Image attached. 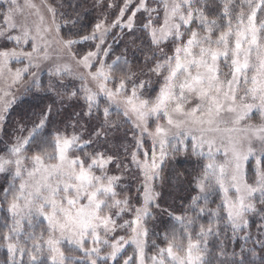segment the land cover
<instances>
[{"label": "snow or ice", "instance_id": "1", "mask_svg": "<svg viewBox=\"0 0 264 264\" xmlns=\"http://www.w3.org/2000/svg\"><path fill=\"white\" fill-rule=\"evenodd\" d=\"M44 6L51 23L43 31L54 27L57 42L81 69L78 78L95 86V92L82 86L87 105L83 115L91 118L93 109L99 113L101 94L109 106L87 140L76 132L56 131L51 141L54 151L37 145L28 155L49 120V105L33 114L38 120L27 136H17L0 154V174L9 178L0 187V248L6 251L0 264H255L257 259L264 264V0H109L107 7L118 9L115 19L108 24L105 16L78 40L73 38L78 19L64 22L69 27L65 38L60 35L62 25L56 22L57 8L46 2ZM25 9H35L39 16L35 34ZM138 14L145 17L139 27L161 54L148 69L163 79L154 97L144 96L145 82L137 83L135 74L116 82L114 71L121 57L111 64L104 59L111 50V45L104 47L110 29L133 31ZM44 23L32 0H2L0 38L15 46L0 48V75L12 71L10 62L26 59L24 68L16 69L13 83L31 74L32 84L40 87L30 69L49 59L47 47L37 43L38 38L44 41ZM88 41H98L94 51L73 49ZM169 44L170 51H165ZM41 51L44 55L38 58L35 54ZM123 63L128 64L126 58ZM65 74L72 75L69 64L49 70L50 77ZM61 87L50 82L48 90ZM14 103L0 97V133ZM113 104L126 122L141 130V137L145 132L152 137L150 149L144 148L142 138L132 150L125 149L131 158L128 163L118 154L86 151L106 135V128L116 126L110 120ZM253 111L261 117L259 124L247 122ZM152 118L157 123L149 132ZM162 119L163 124L158 122ZM25 130L19 128L21 133ZM189 144L194 155L207 160L196 180L198 193L182 215L168 213L173 225L162 236L164 244H157L155 239L150 241L147 226L150 209L159 208L153 181L169 149L175 154L187 151ZM218 155L223 159L218 160ZM130 165L143 178L135 205L130 194H121L126 187L120 183L122 175L109 174L110 166L123 173ZM216 191L222 193L220 203L210 208V196ZM250 214L261 220L255 238ZM126 215L131 219H124ZM203 217L206 224L200 222ZM121 231L126 235H119ZM212 238L218 241L214 247ZM237 238L244 242L239 252L235 248L229 252L227 242L235 244Z\"/></svg>", "mask_w": 264, "mask_h": 264}, {"label": "rangeland", "instance_id": "2", "mask_svg": "<svg viewBox=\"0 0 264 264\" xmlns=\"http://www.w3.org/2000/svg\"><path fill=\"white\" fill-rule=\"evenodd\" d=\"M46 3L52 4L54 7L57 8V13H56V22L58 24L62 25L60 35L65 36L67 38V35H65L63 32L69 29V27L63 26L64 22L66 20H69L68 18H65V15L63 14L62 10L59 11V7L54 2L53 0H32V3L36 5V8L39 9L40 14L45 17V23L41 25V34L44 36V41L37 40V43L40 44V47L43 49L47 47V53L49 55V59L46 61H42L40 63V67L37 68H32L30 69V73H36L37 78L40 81V87L37 88L32 84L33 76L31 74L25 75L21 80H19L16 83H13V78L16 69H22L24 66L28 63L26 59L22 60L21 63H17L15 61L10 62L9 67L11 68V72H8L7 70L4 71L2 75H0V97H3L5 100H15V103L12 105L10 113H9V119L7 125H5V131L0 133V154H4L7 150L8 147L11 146V144L15 141V138L17 136L23 135L27 136L28 131H30L33 127L34 122H37L38 118L35 120L31 121H21L17 120V122L13 121V114L16 113V111L25 104V102H34L37 98H44L45 96H49L52 100L54 105H57L59 110L64 109L65 107L68 108L67 110L75 113L76 115L81 113L83 115L84 112L87 111V105L85 104V101L83 99L84 93L81 91L82 86L86 85L95 92V86L91 84L88 81H81L78 78V73L81 71L75 63L71 60V58L67 55L65 51L62 49V45L57 42V36L55 29L53 27V30L50 32H44L43 28L47 27L51 23V14L48 13L46 7L44 6ZM109 0L106 2L104 0H89L90 7L93 13V24L85 29L83 32H79L78 34L80 36L90 34L95 26L96 23L104 20L105 16H107V23L111 24V22L115 19L116 15L118 14V9H110L107 7ZM116 3H120L121 0H114ZM0 3H2V0H0ZM20 3H23V0H20ZM6 9V5L4 6ZM35 9H25L24 16L27 18V23L28 26L32 29L33 34H35V28L37 24H40L39 16L35 14ZM144 16L141 14L137 15V27L129 32L126 28L121 30V28L116 27L110 29L109 33L105 37V44L104 47H108V45H111V50L109 52V55L107 57H104L106 60V64H111L112 61L116 60L119 55L116 57L114 56L115 51L119 48L120 50V56L123 51L122 48L125 47L126 44H130L131 42V36L134 33V31L142 30L139 25L143 22ZM23 19V18H21ZM82 34V35H81ZM80 36L74 38V39H79ZM47 42V43H45ZM95 43H98V41H88V42H82L79 44L73 45V49L75 51H78L80 53H84L87 51H94L95 50ZM13 42H8L2 38H0V48H12L14 47ZM161 47H164L161 45ZM171 45L169 44L167 47H165V51H170ZM27 50H31L28 48ZM38 58L42 57L44 55L43 51L36 53L35 54ZM160 52L159 49H157L155 46L153 47L152 53L148 54V57L145 58L142 61L141 65H136L134 68L129 66V62L127 65L123 63V60H121L119 63V66L116 67L114 71V76L116 77V82H119V78L124 75H134V79L139 83L140 81H144V89L143 93L145 97H154L158 91L161 85L163 84V79L162 77H158L153 73H150L148 69L156 63V59L160 58ZM155 56V59L153 58ZM64 64H69L71 66L72 70V75L65 74L63 77H50L49 75V70L53 68L55 65H64ZM226 72L227 69H224ZM50 82H58L62 84L64 87L57 88L55 90H48V85ZM109 87H112L113 85L110 83L108 85ZM30 89V90H28ZM76 91L77 95L72 96L71 93ZM5 93H8L9 95L5 96ZM99 101V113L96 112V109H93V115H102L103 116V109L105 107L109 106V102L107 99L101 94L99 97H97ZM72 100H80L81 104L84 105L82 109H75L73 106L71 107L70 101ZM53 105V106H54ZM70 107H69V106ZM49 106V104L46 106V108ZM45 108V109H46ZM53 110V107H52ZM115 112L116 115H120L119 112L116 110V105L113 104L110 108V111ZM121 116V115H120ZM84 117V115H83ZM87 117V116H85ZM114 124L117 127L118 125L122 124L121 126H124L125 124L123 123V120H126L122 116L121 117H115L113 118ZM128 123V128L126 129L129 130L132 133L131 140L124 143L122 146V149L120 151L119 156L125 160V163H128L130 161V156H126L125 154V149L128 148L129 150H132L133 146L136 143L137 139H143L144 141V148L150 149L151 144H152V137L148 135L147 132L143 133V136L141 137V130L137 127L134 126V124L131 121H127ZM159 123L163 124L165 121L162 119L158 121ZM248 123L252 124H259L261 122V117L259 113L253 111V113L250 115V119L247 121ZM157 121L155 118H152L149 120L148 124V131H154L156 127ZM23 126L26 130L23 131L22 133L19 131V128ZM61 133H67L68 135H71L73 132H76L78 134L83 135V139L87 140L88 134L84 131L81 130H71V131H60ZM52 140V139H51ZM36 149H31L29 148L28 155H31L32 152H34ZM54 151V146L52 145V149L49 152ZM88 152H93V151H102L100 146L94 142L86 149ZM104 152V151H103ZM157 155H159V152H157ZM218 160H222L223 157L219 156L217 157ZM187 161V162H192L195 163L197 166L196 169V174L193 175L192 179V189L196 190L195 195L198 193V189L196 188V180L197 178L201 175L203 165L207 163V160L204 159L203 157L194 155L191 150V145L189 144L188 150L187 151H181L179 153H172L171 150L169 149V154L164 160L163 165L161 166L159 176L158 178L153 181V188L156 193H159L158 197L156 198V203L159 204V208L153 207L150 209L152 212V217L148 219L147 225L153 223L155 219L158 218L157 214L158 211H161L163 208L161 205L166 206V202L164 200V190L166 187V182H167V177L168 173H170L174 166L179 165L180 163ZM179 163V164H178ZM254 165V161L251 162L249 167ZM171 170V171H170ZM174 170V169H173ZM99 174V173H97ZM109 174H116V175H122V180H121V185L126 186L123 188V191L121 192L122 195L125 194H131L133 197V204L135 205L137 203L136 197H137V189L141 185L142 181V176L140 175L139 171L135 168L134 165H130L129 170L124 171L123 173L118 172L114 167L110 166V172ZM0 178H3L6 181H8V176L4 174H0ZM128 181L129 184H125V182ZM129 185V186H127ZM6 186V185H5ZM127 188L130 190L128 191ZM118 191H121V189H118ZM131 191V193H130ZM194 196V195H193ZM222 193L219 191L214 192L211 196L210 199L216 198L218 204L220 203ZM169 211V208L163 209V212ZM162 212V211H161ZM169 212L165 213L164 216L167 218H170L168 215ZM175 216H179L181 214H176L172 213ZM124 219H131L130 215H126ZM121 223L123 221H120ZM119 235H126L125 232L121 231L118 233ZM160 244L162 245L161 241ZM129 253H131L132 249H128ZM149 252L151 250L149 249Z\"/></svg>", "mask_w": 264, "mask_h": 264}, {"label": "trees", "instance_id": "3", "mask_svg": "<svg viewBox=\"0 0 264 264\" xmlns=\"http://www.w3.org/2000/svg\"><path fill=\"white\" fill-rule=\"evenodd\" d=\"M53 1L58 5L59 11L62 10L66 19L68 17L69 20L78 19V23L73 29V33H75V35H73V38L80 36L78 33L81 32V30L83 32L93 24V13L90 7L89 0ZM104 1L106 2L107 0ZM68 32L69 29L66 31L65 28V31L63 33L68 36ZM153 47L154 46L151 44L150 39L148 38L146 33L143 30L138 29L132 34L130 44H126L125 47L122 48L123 51L121 53V56L119 48L115 51L114 56L116 57L117 55H119L118 57H121V60H123V58H126L129 62V66L134 68L136 65H141L142 61L148 57V54L152 53ZM80 102V100H72L70 101V105L77 110L79 108L82 109L84 105H82ZM48 104L53 107V110L49 116V120L46 126L38 133V135H36L35 140L31 143L29 147L30 150L32 148L37 150V145H41L47 147V150L50 151L52 149L51 139L53 133H55L56 131L60 132L64 130L71 131L79 129L86 132L88 134V137H90L99 126V124L103 122L102 115H99V119H96V114L90 118L85 116L83 117L81 113H79L78 116L75 113L67 110L68 108L66 107L59 110L57 105H54L53 100L49 96H45L42 99L37 98L34 102H25V104L22 105L15 114H13V121L16 120L15 122H17V120H23L27 122L35 120L38 117L33 114L39 113L41 109H45ZM120 115H116V113L112 110L110 120L114 122L115 120H113V118H122V115ZM123 123L126 124L124 126H121L122 124H120L117 127L106 128V135H102L98 138V140H95L102 151L106 152L107 154L119 155L123 144L131 140L132 133L129 130L126 131L129 123L126 122V120H123ZM73 124H76L75 128L72 127ZM196 169L197 166L195 163L187 161H184L179 165L171 168L172 171L170 170L171 172L168 173V179L164 190V200L166 202L167 208H165L164 205H161L163 209L167 210L169 208V211L163 212V209L161 210L162 212L158 211V218L155 219L153 223L147 225L150 230V241L152 239H155L157 244H160V241L162 245L164 244L162 236L166 231H169L173 225L172 218L165 217V213L169 212L182 215L185 212V209L191 202L193 195L195 196L196 190L192 189V179L193 175L196 174ZM125 184H129V182L126 181ZM5 185L6 181L3 178H0V187ZM127 190L129 191L130 189L127 188ZM210 201L211 202L209 203L208 207L215 208L218 204L216 198H212L210 199ZM248 219L250 221V231L255 238L257 229L261 223L260 217L250 214L248 216ZM200 222L206 224L207 217H203ZM152 233H158L159 236L152 235ZM229 235H231L230 232ZM221 239H223V236L221 237ZM217 243L218 241L216 240V238H212V240H210V246L212 247H214ZM243 243L244 242L239 238H237L235 244L229 241L227 242V250L231 252L233 248H235V250L239 252V246ZM248 247H252V245L248 244ZM257 251L259 252L258 248ZM5 259L6 251L5 249L0 248V262L4 261ZM255 264H259V259L256 260Z\"/></svg>", "mask_w": 264, "mask_h": 264}]
</instances>
